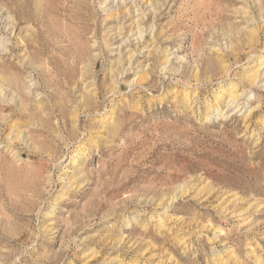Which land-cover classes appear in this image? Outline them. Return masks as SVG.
Listing matches in <instances>:
<instances>
[{
    "label": "rangeland",
    "instance_id": "rangeland-1",
    "mask_svg": "<svg viewBox=\"0 0 264 264\" xmlns=\"http://www.w3.org/2000/svg\"><path fill=\"white\" fill-rule=\"evenodd\" d=\"M121 1L0 0V264H264V0Z\"/></svg>",
    "mask_w": 264,
    "mask_h": 264
},
{
    "label": "bare ground",
    "instance_id": "bare-ground-1",
    "mask_svg": "<svg viewBox=\"0 0 264 264\" xmlns=\"http://www.w3.org/2000/svg\"><path fill=\"white\" fill-rule=\"evenodd\" d=\"M145 1L146 0H128L127 2L125 1V0H122L121 2L122 3H120L121 5H123V4H125V5H123L124 7H126V9L123 11L124 12V18H127V20H133L134 21V24L136 23V20H137V18L138 17H141V19H144V17H147L146 15L150 12V13H153V11H154V13H153V15H155V13L157 12V11H159L160 9H161V7H162V5H163V3L161 2L160 4H158V6L156 5V6H153L151 3H149V2H147L146 1V3H145ZM159 2V1H158ZM155 4V3H154ZM143 5H145V8H141V7H143ZM122 6V7H123ZM137 9H136V8ZM123 10V9H122ZM140 10V11H139ZM137 11H139V12H137ZM120 13V12H119ZM158 14V13H157ZM125 20V19H124ZM139 20H140V18H139ZM140 22V21H139ZM142 22V21H141ZM124 24V23H123ZM122 24V25H123ZM140 24V23H139ZM146 24V23H145ZM138 26V25H137ZM127 27V26H126ZM149 27H151V26H149ZM124 29V28H123ZM141 30V29H140ZM139 30V32H136V38H137V41L138 40H140L141 38H142V35H143V33H144V31H140ZM143 30V29H142ZM132 31H134L133 30V28H130L128 31H126V34L128 35V33H132ZM126 34H125V36H126ZM119 35V34H118ZM124 38H126V40L127 39H129V37H124ZM122 43H123V39H120L119 40V44H118V46H120V45H122ZM125 43V42H124ZM130 64V63H129ZM128 64V65H129Z\"/></svg>",
    "mask_w": 264,
    "mask_h": 264
}]
</instances>
